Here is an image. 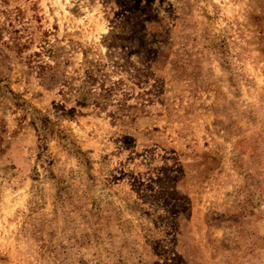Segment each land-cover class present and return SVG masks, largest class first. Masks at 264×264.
<instances>
[{
    "label": "rangeland",
    "instance_id": "1",
    "mask_svg": "<svg viewBox=\"0 0 264 264\" xmlns=\"http://www.w3.org/2000/svg\"><path fill=\"white\" fill-rule=\"evenodd\" d=\"M0 264H264V0H0Z\"/></svg>",
    "mask_w": 264,
    "mask_h": 264
}]
</instances>
